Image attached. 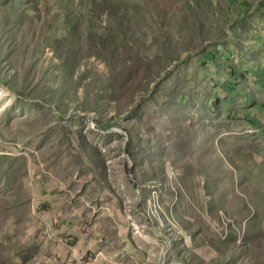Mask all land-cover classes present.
Masks as SVG:
<instances>
[{"label": "rangeland", "instance_id": "rangeland-1", "mask_svg": "<svg viewBox=\"0 0 264 264\" xmlns=\"http://www.w3.org/2000/svg\"><path fill=\"white\" fill-rule=\"evenodd\" d=\"M261 1L0 0V264H264V130L200 57Z\"/></svg>", "mask_w": 264, "mask_h": 264}, {"label": "crops", "instance_id": "crops-1", "mask_svg": "<svg viewBox=\"0 0 264 264\" xmlns=\"http://www.w3.org/2000/svg\"><path fill=\"white\" fill-rule=\"evenodd\" d=\"M240 1L234 2L237 8ZM254 7L256 12L263 16L262 21L254 24L256 31L249 33L252 28L251 14L248 11L250 7L248 3L242 2L239 8H243L245 13L243 19L249 22L247 31L238 37L231 34L226 40L227 46L226 41H222L220 45H216L214 51H207L200 57L205 64L206 73L212 80H215L213 70L217 74L216 84L213 85V95L221 89L223 100L217 99L214 102V108L220 104V108L216 110L219 109L223 116L230 120L233 118L237 121L235 124L238 122L246 124L249 131L261 132L264 130V0L256 3ZM236 24L238 27L240 23ZM208 102H213V96L208 99ZM54 190L55 188L52 192ZM63 193L59 192L60 195ZM69 221H71L69 218H62V216L57 219L60 228L65 231L70 230ZM87 240L91 239L85 237L81 239L83 243ZM97 243L98 240L91 243L93 251L96 250ZM71 244L69 240L63 241L66 251L59 256L56 264H89L83 262L81 251ZM102 258L105 260L104 255ZM95 260L93 264H96Z\"/></svg>", "mask_w": 264, "mask_h": 264}]
</instances>
